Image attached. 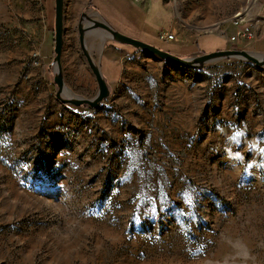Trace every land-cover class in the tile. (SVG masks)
Wrapping results in <instances>:
<instances>
[{
    "label": "rangeland",
    "instance_id": "obj_1",
    "mask_svg": "<svg viewBox=\"0 0 264 264\" xmlns=\"http://www.w3.org/2000/svg\"><path fill=\"white\" fill-rule=\"evenodd\" d=\"M105 1L65 0L63 76L89 100L85 15L178 57L226 50L236 21L264 31V0ZM55 5L0 0V264H264V67L180 66L98 28L86 44L110 95L65 105Z\"/></svg>",
    "mask_w": 264,
    "mask_h": 264
},
{
    "label": "water",
    "instance_id": "obj_2",
    "mask_svg": "<svg viewBox=\"0 0 264 264\" xmlns=\"http://www.w3.org/2000/svg\"><path fill=\"white\" fill-rule=\"evenodd\" d=\"M55 58H54V82L58 88V99H60L65 105H74L76 107L89 106L90 108L97 109L100 104L109 97L110 90L107 81L104 78L102 69L100 65H97L94 59L91 57L88 46H87V35H98V28L104 30L101 33L102 37H107L117 43L125 44L135 49L141 50L145 53H149L153 56L158 57L161 60L176 63L180 66H186L189 68H201L206 64H212L223 59L234 58L241 61H247L254 63L257 67H264V54L251 53L245 50H222L210 54H204L197 57L182 58L173 55L168 52L161 51L151 45L145 44L143 42H138V40L127 36L117 30H115L108 22H99L97 20L88 17V15L83 16L79 27L80 33V44L84 57H86L89 67L92 70L98 87L99 92L97 96L93 99H85L76 96L71 90L66 86L63 70H62V52L64 43V16H65V0H55ZM98 16L102 17L99 13ZM86 20V21H85ZM104 46V39H103Z\"/></svg>",
    "mask_w": 264,
    "mask_h": 264
},
{
    "label": "crops",
    "instance_id": "obj_3",
    "mask_svg": "<svg viewBox=\"0 0 264 264\" xmlns=\"http://www.w3.org/2000/svg\"><path fill=\"white\" fill-rule=\"evenodd\" d=\"M96 1V4L98 5V6H100V5H106V3H108V2H106L105 0H95ZM131 1V0H130ZM112 2H113V4L116 6V9L117 8H120V6L114 1V0H112ZM131 2H133L135 5H145V4H147V6H148V8L150 7V3H151V1L150 0H132ZM138 6V7H139ZM112 7H114L113 5H112ZM145 9H147V8H145ZM117 10H119V9H117ZM114 11H116V10H114ZM108 18H110V17H107L106 19H108ZM134 20H136L135 18H133ZM112 20V19H111ZM108 23L115 29V30H117V31H119V32H121V33H123V34H125V35H127V36H133L134 35V33L133 32H127L125 29H123L122 27H117V28H119V29H116V23L114 22V21H109L108 20ZM64 30H65V16H64ZM197 41H198V39L197 40H195V41H193V42H190V43H188V44H182L183 45V47L184 48H189V47H192V46H194V45H196L197 44ZM263 41H264V31H263V34L257 39V40H255V41H253L252 43H250L248 46H250V45H252L253 43H255V44H259V43H261V44H263ZM229 45L231 46L232 44H228L227 45V47H226V50H227V48L229 47ZM264 45V44H263ZM263 45H261L262 47H261V50L260 49H256L255 50V52L256 53H259V54H264V47H263ZM116 50V49H115ZM113 52V51H112ZM113 54H114V52L110 55V56H106V58H107V67L108 68H111L112 67V65H114L113 63H114V57H113ZM190 56H199V55H192V54H190V55H185L184 57H182V58H188V57H190ZM105 58V59H106ZM100 66H101V64H100ZM102 69V68H101ZM105 69V64H104V62H103V70ZM104 72L105 71H103L102 73H103V75H104ZM106 73V72H105ZM108 75L109 74H112V73H107ZM114 79H116V78H114ZM113 79V80H114Z\"/></svg>",
    "mask_w": 264,
    "mask_h": 264
},
{
    "label": "built area",
    "instance_id": "obj_4",
    "mask_svg": "<svg viewBox=\"0 0 264 264\" xmlns=\"http://www.w3.org/2000/svg\"><path fill=\"white\" fill-rule=\"evenodd\" d=\"M235 26H237L238 30L234 35H230V37L228 38L230 44L247 47L250 43L256 40V32L254 31V29L247 25L244 26L238 21L235 22ZM159 37L166 43H170L176 40V36L173 33L161 32L159 34Z\"/></svg>",
    "mask_w": 264,
    "mask_h": 264
}]
</instances>
